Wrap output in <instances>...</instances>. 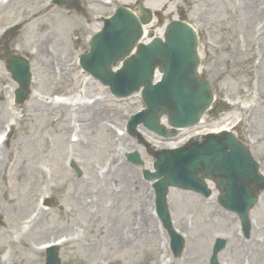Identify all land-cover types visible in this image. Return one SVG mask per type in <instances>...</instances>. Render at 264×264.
Returning a JSON list of instances; mask_svg holds the SVG:
<instances>
[{
  "label": "rangeland",
  "instance_id": "374dc122",
  "mask_svg": "<svg viewBox=\"0 0 264 264\" xmlns=\"http://www.w3.org/2000/svg\"><path fill=\"white\" fill-rule=\"evenodd\" d=\"M108 1L0 2V130L11 126L10 138L0 148V264H44L45 250L38 247L53 238L62 241L57 246L60 264H211L213 257L218 264H264V188L250 210L247 230L235 213L220 207L212 183L207 198L170 188L172 226L185 242L177 256L169 249V237L154 212L151 182L142 177L143 168L152 170L153 149L136 137L127 134L120 140L115 134L142 108L140 95L114 97L78 64L102 26L101 17L118 6L135 11L136 0ZM143 2L162 15L146 27L153 36H161L165 24L183 11L198 36L199 71L211 82L215 99L244 104L216 116L206 112L199 129L231 127L264 175V3ZM52 8L68 13L56 19V26L45 18ZM37 20L46 22L43 28ZM8 39L10 54L26 58L32 72L30 93L20 105L14 103L17 83L5 68ZM37 50L51 57L33 55ZM55 96L59 99L53 101ZM139 130L147 141L159 142L141 126ZM133 151L142 165L127 161ZM98 188L101 194L94 193ZM33 218L40 224L30 228L24 221ZM217 240L223 247L214 252Z\"/></svg>",
  "mask_w": 264,
  "mask_h": 264
},
{
  "label": "water",
  "instance_id": "95a60500",
  "mask_svg": "<svg viewBox=\"0 0 264 264\" xmlns=\"http://www.w3.org/2000/svg\"><path fill=\"white\" fill-rule=\"evenodd\" d=\"M136 6L138 15L119 7L114 17L106 19L102 30L92 39L90 51L81 56L80 62L86 72L109 86L117 96H127L143 87L141 95L146 109L133 118L131 134H135L136 125L141 123L166 136L160 124L161 116L165 115L173 127L192 126L212 102L213 93L210 83L198 74V39L193 28L183 22L184 17L170 21L164 40L156 37L148 44L138 43L143 34L142 24L148 23L152 14L141 0H137ZM135 47L136 53L130 56ZM119 61L122 65L113 70ZM156 66L162 78L154 85ZM7 69L20 85L19 99L24 100L31 77L28 63L22 58L9 57ZM154 156L155 172L146 170L144 177L159 178L153 185L156 208L171 238L174 256L182 251L184 239L171 225L166 204L169 186L208 197L211 190L206 180H211L219 193L218 204L235 212L247 230L248 212L264 188V177L258 174V164L246 146L233 134L208 135L201 142L193 140L180 148L158 151ZM130 158H135V163L140 162L136 153ZM222 247V240H218L214 252ZM46 264H60L56 249L48 252ZM211 264H218L215 257Z\"/></svg>",
  "mask_w": 264,
  "mask_h": 264
},
{
  "label": "bare ground",
  "instance_id": "6f19581e",
  "mask_svg": "<svg viewBox=\"0 0 264 264\" xmlns=\"http://www.w3.org/2000/svg\"><path fill=\"white\" fill-rule=\"evenodd\" d=\"M44 0H38V2L39 3H42ZM258 3H259V5H261V4H263L264 3V0H256ZM258 7V6H257ZM261 12L262 13H264V8L263 7H261ZM67 15H68V13H65L64 11H62V10H57V9H50V11L49 12H45V18H47L48 19V21L50 22V21H52L54 24H55V26H56V19H58L59 18V16H61V17H67ZM42 17V16H41ZM72 20H74V21H76L77 23H79L80 25H82V23H81V21L79 20V19H76L75 17H72ZM37 22V25H38V27H40V28H43V23H46L44 20H42V21H40L39 23H38V20L36 21ZM54 26V27H55ZM48 28V27H47ZM0 39H2L1 37H0ZM43 41H41L40 43H42ZM44 43H42L41 44V48L42 49H44L45 47H44ZM0 47H2V41L0 40ZM46 51H47V48L45 49ZM33 55H39V58H43V59H47L49 56L51 57V54H50V52H48L47 54H44V51L43 50H37V51H35L34 52V54ZM33 93V92H32ZM229 104L230 105H233L234 104V102H232V101H229ZM23 113H25V111H23ZM125 137V136H124ZM120 140H122L123 138H119ZM192 140V139H191ZM3 148V147H2ZM1 148V149H2ZM5 148V147H4ZM3 148V149H4ZM94 193H96V194H101V192H100V189L98 188ZM40 219H36L35 221V223L34 224H32V226L30 227V228H32V227H34L35 225V227H37L39 224H40V221H39ZM115 220V219H114ZM33 230V229H32ZM20 239H22V237L20 236ZM46 243H53V244H55V245H59V243H58V241H57V239L56 238H53V239H49V240H47V242ZM46 245V244H45ZM45 245H43V246H41V249H44V246Z\"/></svg>",
  "mask_w": 264,
  "mask_h": 264
}]
</instances>
